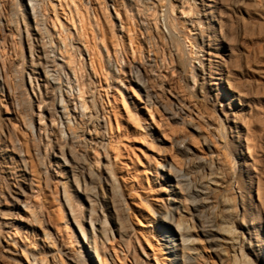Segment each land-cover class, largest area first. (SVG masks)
I'll list each match as a JSON object with an SVG mask.
<instances>
[{
	"label": "bare ground",
	"instance_id": "6f19581e",
	"mask_svg": "<svg viewBox=\"0 0 264 264\" xmlns=\"http://www.w3.org/2000/svg\"><path fill=\"white\" fill-rule=\"evenodd\" d=\"M207 1L209 3L204 0H103L104 10L111 20L109 33L117 41L116 46L121 45L112 47L115 58L110 51L111 38L109 40L107 35L97 37L101 44L98 57L105 65V70L101 68L105 83L109 80L123 87L121 75H127L125 77L138 86L148 104L161 106L171 120L190 125L196 132L198 129L190 121H184L186 110L181 97L174 93L170 98L166 93H169L167 86H171L175 76L194 95L206 94L205 80L212 73L223 71L220 62L204 57L205 54L211 55L212 47L210 37L202 29L204 21L208 20L206 9L211 10L218 3L216 0ZM84 4L88 19L93 9L91 0H85ZM164 6L168 12L162 14L160 9ZM108 7L114 14L108 12ZM5 8L4 13L7 12L8 16L5 14L7 17L4 18L0 14V49H7L9 55L0 56V107L7 108L10 104L12 111L10 114L7 109L5 113L0 109V259L10 260L13 264H116L107 243L118 241V245L123 246V264L128 256L133 264H146L142 257L146 253L130 224L133 211L126 199L125 186L121 184L109 155L107 125L110 118L97 89L100 77L94 65V51L87 44L84 33V16L79 13L81 11L76 8L74 0H10ZM149 12L151 17H148ZM175 12L181 14L182 23L190 25L195 36L188 31L182 32ZM60 16H64L72 29L60 22ZM93 19L95 27L100 29L96 17ZM160 19L163 30L159 27ZM104 22L108 25L106 19ZM130 25L140 27L145 35L137 47L141 61L125 64L124 70L121 67V53H126L124 37L129 38L133 57L135 54L132 39L136 37L130 36L133 31ZM7 28L11 35L7 34ZM14 35L19 45L25 43L27 55L20 50L21 55L16 58L13 49L11 53L15 52V57L12 59L8 37ZM185 43H188V49ZM9 77L17 90L9 87ZM97 78L99 83L94 80ZM2 98L7 104L3 105ZM34 104L38 107L36 113ZM221 112L224 119L213 128V134L228 150L226 129L232 130L228 125L232 120L226 111ZM18 116L33 143L30 162L24 156L25 144L14 132V125L10 127L9 122L17 120ZM187 116L191 117L190 113ZM196 116L202 117V114ZM203 142L212 154V146L205 137ZM173 144L185 163L183 169H178L164 159L158 166L161 177L170 184L159 205L150 207L155 215L158 240L166 250L169 264H197L196 258L189 253L195 243L191 232L197 229L219 264H225L227 252L223 241L225 235L234 232L230 229L226 232L221 227L217 201L206 178L214 177L221 182L220 186L226 184L227 191L232 192L227 202L237 212L238 205L243 202L241 193L234 192V186L238 188L235 176L240 168L234 167L231 174H223L219 160L194 154L187 137H177ZM29 163L31 168L41 170L45 186L53 177L64 179L60 196L69 216L64 225L66 227L70 222L73 225L70 236L52 230L46 207L36 201L42 191L33 183ZM155 181L160 188L164 187L156 176ZM180 193L190 207L187 220L176 218L180 209L176 198ZM25 208L30 211L31 219L25 225L19 221L13 224L16 215ZM240 220L244 225V214ZM14 226L15 233L10 235ZM36 226L41 227V234L35 233ZM26 230L35 236V240L28 244L24 242L28 241V236L23 235ZM246 230L241 232V237L244 242L247 233L250 246L251 235L248 228ZM37 236H40L39 240ZM7 242L21 248L24 262L6 247ZM258 242L264 244V239L255 245L262 251ZM72 244L77 248H71ZM247 256L248 253L243 254V263L240 261V264H250Z\"/></svg>",
	"mask_w": 264,
	"mask_h": 264
},
{
	"label": "rangeland",
	"instance_id": "374dc122",
	"mask_svg": "<svg viewBox=\"0 0 264 264\" xmlns=\"http://www.w3.org/2000/svg\"><path fill=\"white\" fill-rule=\"evenodd\" d=\"M68 1L70 2L71 0ZM204 1L209 3L207 0ZM216 1L218 3L214 8H211V10L206 9V13L209 12L208 20L204 21L202 27L204 33L210 37V45L212 46L211 55L205 54L204 57H210L213 61L220 62L223 71L219 72V74L212 73V76L205 80L206 94L196 93L194 95L189 87L175 76L172 78L174 82L171 83V86H167L169 93L166 94L170 98V94L174 93L181 97L186 110L184 121H190L198 129L196 132L190 125L171 120L161 106L148 104L138 86L125 77L127 75H121L124 82L123 87L111 83L109 80L105 83L104 78L101 77L103 72L101 68L105 70V65L98 57L101 44H99L97 37L107 35L109 40L111 38L110 51L113 58L115 56H113L112 47L115 46L117 48V46L120 47L121 45L118 44L116 46L117 41L113 38L111 32L109 33L111 31V20L107 11L104 10L103 0H91L93 9L89 12L90 17L88 19L85 13L87 9L84 4L85 0H74L76 8L81 11L79 13L84 16L82 17L84 20V33L86 34L87 44L94 51V65L100 77V84L97 89L104 101L103 107L107 112L106 114L110 118V124L107 125L109 155L115 165L121 184L125 186L126 199L133 211V215L130 217V224L146 253L142 255L146 264H169L166 250L158 240L159 234L156 228L155 215L150 211V207L159 205L165 189L168 190L170 185L161 177L162 171L158 167L163 163L164 159L175 168L183 169L185 161L173 144V140L177 137H187L188 146L194 154L207 159L212 156V158L218 159L223 174H231L234 167L240 168V172H236L235 180L238 181L236 183L238 188L234 186V192H238L237 194L241 193L243 202L238 205L237 212L233 209V205L227 202L232 192L227 191V186H224L226 184L223 183L220 186L221 182L214 177L207 176L206 178L208 186L213 190L212 195L217 201L221 227L226 232L228 229L234 232L233 234L225 235L223 241L227 252L225 264H240V261L243 263L244 253H248L247 257L251 260L250 264H264V244L258 242L263 247L262 251L255 246L257 241L264 239V0ZM8 3H10V0H0V14L2 13L1 16L3 15L4 18L8 16L7 12L4 13ZM54 4L58 6L57 1H54ZM57 10L61 14V10ZM160 10L162 14L168 12L166 6ZM50 11H52L51 8ZM108 12L114 14L111 7H108ZM66 13H68L67 10ZM149 13L148 17H151V13ZM50 15L54 17L51 12ZM93 17H96L100 29L95 27ZM175 17L178 18L179 26L183 33L189 32L191 36H195V31L192 30L191 26L182 23L181 14L175 12ZM63 18L64 16L59 17L60 22L66 23L72 29V26L65 22ZM104 19L108 21V25L105 24ZM160 21L159 27L163 30L162 20L160 19ZM132 28L135 33L131 30L130 36L136 37L132 39V47L135 54L133 57L129 38L124 37L126 53H121L123 58L121 67L124 70L125 64L141 61L137 47L142 43V38L145 34L136 25L131 26ZM6 32L11 35L9 28H7ZM17 40L15 35L8 37L12 59L15 57V52L16 58L20 57V50H23V53L27 55L25 43L19 45ZM185 45L188 49V43H185ZM13 49L15 52L11 53ZM0 53V56H6L8 51L7 49H0ZM145 55H148V53L145 52ZM84 58H86V63L88 64L87 56L84 55ZM88 72L91 73L90 68H88ZM94 80L99 83L98 78ZM107 83L110 86H107ZM8 84L11 90H17L12 77L8 78ZM190 85L192 84L190 83ZM27 91L32 96L29 87ZM1 100L4 103L3 105L7 104L5 98ZM33 107L34 113L38 112L37 105L34 104ZM0 109L4 113L7 109L11 114L12 106L8 104L7 108L3 106ZM221 110L226 111L229 119L232 120V122L228 123V125L232 126V130L226 129L229 142L228 150L222 147L221 142L216 138V134H213V128L219 124L221 119H224ZM189 113L191 117L187 116ZM199 113L202 114V117L196 116ZM9 123L10 127L14 125V132L20 141L25 144L23 147L24 156L30 162L33 143H31L29 138V132L22 125V119L18 116L17 120L12 119ZM207 123L212 125L211 128ZM204 137L212 146V154L203 142ZM28 166L34 179L33 183L42 191L36 201L42 202L46 207L50 215L52 230L59 231L65 237L70 236L69 231L73 229V225L71 222L66 227L64 225V221L69 216L61 202L60 196L64 179L58 176L53 177L48 186H45L42 183L41 170H38L37 167L31 168L30 163ZM155 176L158 177L159 182H163V188H160L157 184ZM39 179L40 182H38ZM160 189H164V191L159 192ZM99 191L103 195V191ZM176 200V203L180 206L176 218L189 219L190 207L184 195L178 194ZM242 214H244V225L240 220ZM30 219V211L25 208L16 215L13 224H17L19 221L22 225H25ZM188 224H190L189 221ZM247 228L251 235L250 246L247 242L248 234H245L244 242L241 237V232H245ZM40 229L41 227L36 226L35 233L41 234ZM14 231L15 226L10 229V235H14ZM23 235L28 236V241H24L26 244L33 239L35 240V236L32 237L27 230L24 231ZM191 235L195 243L189 253L196 258L197 264H219L215 253L211 250L201 233L194 229ZM39 237L37 236L36 239ZM117 242H108L107 245L116 264H123L124 260L121 253L123 246L118 245ZM3 243L4 245L6 244L5 242ZM71 246L73 249L77 248L74 244ZM6 247L12 249L14 251L13 255L24 262L25 259L22 256L21 248L10 242H7ZM138 254L141 256L139 248ZM0 264H13V262L7 259H0ZM125 264H133L129 256L125 259Z\"/></svg>",
	"mask_w": 264,
	"mask_h": 264
}]
</instances>
